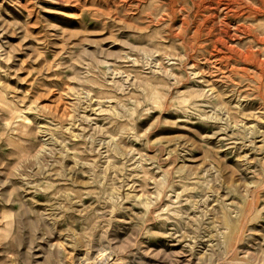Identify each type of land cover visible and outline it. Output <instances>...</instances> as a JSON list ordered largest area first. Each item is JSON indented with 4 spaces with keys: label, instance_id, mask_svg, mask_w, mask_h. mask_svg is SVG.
Here are the masks:
<instances>
[{
    "label": "rangeland",
    "instance_id": "374dc122",
    "mask_svg": "<svg viewBox=\"0 0 264 264\" xmlns=\"http://www.w3.org/2000/svg\"><path fill=\"white\" fill-rule=\"evenodd\" d=\"M263 37L264 0H0V264H264Z\"/></svg>",
    "mask_w": 264,
    "mask_h": 264
},
{
    "label": "bare ground",
    "instance_id": "6f19581e",
    "mask_svg": "<svg viewBox=\"0 0 264 264\" xmlns=\"http://www.w3.org/2000/svg\"><path fill=\"white\" fill-rule=\"evenodd\" d=\"M263 39H264V37H263ZM262 40V39H261ZM263 41V40H262ZM260 44V43H259ZM258 45V44H257ZM264 49V48H263ZM4 102H5V100H4V98L2 97V95H0V108H1V110L2 109H4V110H8L9 112H12L11 110H10V106L9 105H5V106H2L3 104H4ZM2 112V111H1ZM8 114V113H7Z\"/></svg>",
    "mask_w": 264,
    "mask_h": 264
}]
</instances>
